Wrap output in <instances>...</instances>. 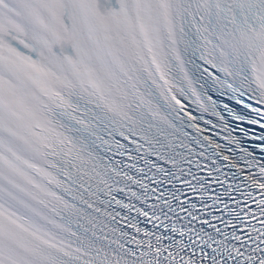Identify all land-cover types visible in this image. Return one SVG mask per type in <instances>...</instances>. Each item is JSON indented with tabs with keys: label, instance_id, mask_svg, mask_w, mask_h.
Here are the masks:
<instances>
[{
	"label": "snow or ice",
	"instance_id": "1",
	"mask_svg": "<svg viewBox=\"0 0 264 264\" xmlns=\"http://www.w3.org/2000/svg\"><path fill=\"white\" fill-rule=\"evenodd\" d=\"M0 264H264V0H0Z\"/></svg>",
	"mask_w": 264,
	"mask_h": 264
}]
</instances>
